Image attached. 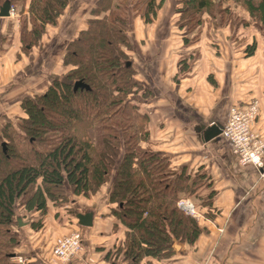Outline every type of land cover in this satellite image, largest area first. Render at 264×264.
<instances>
[{
	"label": "trees",
	"instance_id": "trees-1",
	"mask_svg": "<svg viewBox=\"0 0 264 264\" xmlns=\"http://www.w3.org/2000/svg\"><path fill=\"white\" fill-rule=\"evenodd\" d=\"M0 1L1 4L4 0ZM12 1L9 0L11 4ZM162 1L132 0L136 7L139 5L137 10L146 24L156 17ZM31 2L28 16L33 23L32 35L36 37L42 27L36 22L33 9L39 8L41 24L45 26L55 21L67 6V0ZM219 2L224 7L213 11V0H179L176 13L180 28L202 24L204 13L213 18L218 12L229 14L230 3H234L243 7L254 27L264 34V0ZM125 5L126 0L95 1L85 28L78 30L68 46L64 64L70 69L63 78L53 79L42 94L26 97L21 103L27 115L20 124L26 147L17 151L11 132L10 146L3 149L0 145V264L3 261L7 264L16 255L20 242L12 227H20L16 218L20 217L22 222L30 218L26 213L25 218L17 215L19 207L43 212L52 201L58 208L61 200L70 203L74 198L64 195L65 185L75 195H87L106 182L112 172L115 178L108 199L116 205L110 211L126 226L120 245L124 260L143 264V257L157 261L170 257L174 242L193 243L202 232L198 221L176 206L179 194L196 193L201 186L200 178L183 171L171 172L163 153L144 149L140 144L146 139V131L138 127L137 120L145 125L147 113L140 111L130 94L142 87L143 95L150 90L131 76L132 70L127 65L131 42ZM237 16L232 14L228 19ZM25 47L30 45L27 43ZM77 80L86 87L74 89L72 82ZM70 100L78 103L79 109L71 108ZM49 114H57L50 118L56 122H50ZM90 129L96 131V145L87 133ZM119 139L124 141V147L116 163L120 156ZM36 221L39 223L41 218Z\"/></svg>",
	"mask_w": 264,
	"mask_h": 264
},
{
	"label": "crops",
	"instance_id": "crops-1",
	"mask_svg": "<svg viewBox=\"0 0 264 264\" xmlns=\"http://www.w3.org/2000/svg\"><path fill=\"white\" fill-rule=\"evenodd\" d=\"M75 2L82 4L83 0ZM82 15L78 19L77 15L69 18L74 36L90 17L89 11ZM239 16L240 19L236 17L233 23L221 21L218 16L204 17V24L209 23L212 28L206 32L203 25L195 44L186 46L180 40V47L176 49L174 41V49L169 45V48L153 53L157 59L172 57V68L176 73L171 97L164 101L166 109L153 114L151 104H147L151 146L167 156L174 168L191 177L205 178L211 195L205 194L204 184L190 195L201 215L196 217L202 228L199 237L193 243L177 242L178 249H174V242L170 257L158 261L143 257V264L146 261L153 264H264V167L240 164L232 152L230 140L222 134L231 108L257 100L258 111L251 126L264 142V34L254 27L244 11ZM174 32L167 36L169 40L180 39ZM144 38L146 36L141 39ZM30 66L26 62L20 69L16 68L15 71L20 73L18 77L24 76ZM43 67H47L46 62L36 69L38 73ZM169 69L171 66L164 68L166 73ZM142 85L151 89L144 82ZM210 127L219 129L220 133L205 138ZM207 199L209 208L204 204ZM79 202L72 198L70 203L76 207L75 213L93 211L91 226L80 225L76 215H65L61 207L54 206L47 219L41 220L45 232L50 231L45 238L38 236L41 226L33 228L32 224L38 218L35 215L15 228L20 239L16 254L24 258L25 264H50V248L55 239L59 240L52 234L54 230H62L58 232L59 236L77 232L81 238L79 251L66 264H131L123 256L112 257L115 248L122 244V224L102 215L93 204L81 205ZM98 204L108 210L113 207L108 194L102 195ZM63 215L68 217L64 226ZM113 223L116 224L114 229ZM30 232L36 236L30 237Z\"/></svg>",
	"mask_w": 264,
	"mask_h": 264
},
{
	"label": "rangeland",
	"instance_id": "rangeland-1",
	"mask_svg": "<svg viewBox=\"0 0 264 264\" xmlns=\"http://www.w3.org/2000/svg\"><path fill=\"white\" fill-rule=\"evenodd\" d=\"M75 1L76 0H67V6L63 10L64 12H62L61 15L55 21L53 22L50 21L45 26L41 24L42 21L41 18L39 17L41 14L39 8H37V10L34 8L33 9V14L35 13L34 18H36V22L38 21L40 22V25L42 27L41 30L42 32L38 33L37 36L38 38L32 35L33 23L31 20H29V16H28V14L30 13L29 11V8L31 6L30 4L32 3L31 0H14V2L12 1V4L10 3L11 5L9 11L11 9L15 13L13 18L7 20L6 17H0V59H1L0 60V145L4 144V147L10 146L8 133L11 132L15 136L14 142H15L16 150L19 151L21 147H26V141H25L26 137L20 134L21 133L20 124H22V118H25L27 115L21 103L23 102L24 98L26 100V97L33 98L35 97V95L42 94L44 91L47 90L49 84L53 81V79L63 78L64 74H66L67 71L70 69L69 65L64 64V61L66 60V52L68 51V46L70 44V41L73 40L74 38V29L72 24H70L69 22V18L77 15L76 17L78 19L80 18L79 16L82 15L83 13L85 15V12L89 11V9L92 7V5L95 3L96 0H83V2H81L82 4ZM213 1L215 2V6L213 5L212 7L213 11L220 10V8L224 7L221 5L219 0H213ZM179 6H180L179 0H163L161 6L157 9L156 17L153 19L151 23L146 24L141 19L142 17L140 16V12H138L139 5H137L136 7L134 5V2H132V0H126V5H125L126 15L128 17L127 32H129L128 34L131 42V51L128 52V58H127L128 61L130 62L129 68L130 70H132L131 76L134 79L135 78L140 79L145 84H148L152 89V91H150L148 95L146 94L143 95L142 93L144 91L143 87L141 88L142 90L141 89L138 90L135 94H130L134 96V100L132 98V102L133 103L135 102L134 104L139 107L140 111L142 113H147V121L145 122V125L143 124V122L140 123L139 120H137V124L138 127H141L143 128V130L145 129L146 131L145 132L146 139L145 140L143 139L144 141H140V144L143 146L142 148L151 151H156V150L151 146L152 140L150 139L149 136L150 126H149L148 113L150 112H149V108L147 107V104L149 103L151 104L150 108L153 114L154 113L156 114L159 111H163L166 109L167 106H165L166 103H164V101L166 98L170 99L171 97L170 92L173 90L172 87L175 84L174 75L176 73V71H174V69L172 68L174 62V59L172 57L170 59H157L158 57L153 55V53L159 52V50L161 51L165 47L169 48V45L172 46V42L174 41L176 42H174L173 46L176 49L180 47V40H182V44L186 46L195 44L197 42L196 40L199 39L200 33L204 26L206 32L210 31L212 28L209 23L205 25L204 22H202V24H199L198 26L195 24L193 27H188L184 25V27H182L181 29L180 28L181 26H179V22H177L178 13H176V9ZM230 7H232L231 9L232 12H230L229 14H225L224 12L220 14L218 12L215 13L216 14L215 16H218V18L220 17L221 21H228L230 20L228 19L229 16H231L232 14L233 15L238 14L237 20L240 19L238 17H240L239 14L244 11L243 7H241V5L239 4H234V3H230ZM203 16L205 18H208V15L206 13H204ZM81 17L84 18L83 15ZM34 18L31 17V19ZM233 19L235 18L233 17L230 20L232 23H233ZM80 22H82V19L80 20ZM209 22L212 23V21ZM85 26L86 23L84 24L83 22L80 29H84ZM34 27H36L35 24ZM186 28L188 30H186ZM190 28L192 29L191 31H189ZM38 31H40V29H38ZM170 31L173 32L175 31L174 35L176 36L180 35V39L178 38L177 40L176 39L169 40L167 36L173 33V32L171 33ZM143 36H146L147 39L146 38L141 39ZM27 43L30 45L29 48L25 47ZM151 54L152 56H150ZM182 59L183 57H181L179 60L181 61V63H182ZM26 62L31 64L32 66H30L29 70L25 72L24 76L18 77L20 73L15 71L16 68L20 69V67ZM45 62L47 63V67H43L42 71L38 73L36 69H38V67ZM190 63H192V61ZM167 66H171V69H169L170 71L168 73H166L164 70V68H166ZM142 82L140 83L142 84ZM253 101H257V100H253ZM69 105L71 108H73L78 106V103L74 102L73 100H70ZM76 108L79 109L78 107ZM257 109H258V101H257ZM47 116L49 117V119L50 118L54 119L55 116L57 117V114L56 115L49 114ZM51 119H50L51 123L56 122V120H51ZM94 129H90L89 132L87 133L90 135V140L94 142L96 145L97 139L95 137L96 131ZM123 142L124 141L120 139L118 140V143H120L118 146L120 151V156L116 158V163L119 161L120 157L122 156L121 155L122 148L124 147ZM168 163H169L168 168L171 170V172H176V173L182 172L181 169L176 167L174 168L171 165L170 161ZM108 178L109 179H107L106 182L97 186L95 192H90L87 195H83V194L79 195V193L75 195L67 187L69 185H65L66 191L64 195L67 196L68 199L70 197L76 198L78 202L80 201L79 204L81 205L93 204L92 206L94 208L97 207L102 215L112 220L120 222V220L110 210L98 204L99 198H101L102 195L107 196L110 186L112 185L111 183H113V180L115 178V172H112V174ZM199 178L202 179L200 180L201 184H204V186L206 187L204 189L205 194L209 196L210 190L207 180L203 177H199ZM188 198L191 199L190 200L191 202L193 201L192 196H190V194L189 195L179 194V197L176 199L177 208L179 202H181L182 200H186ZM20 200L21 199H19L17 203ZM206 201L207 203L204 204L207 208H209L208 205H210V201L208 199ZM111 204L113 208L116 206L114 203ZM47 206L43 212H39V211L37 212V210H33V209L29 211L21 206L19 207L21 208V210L18 209L20 213L17 215L23 216V218H25L24 216L26 213L27 214L26 216L30 215L29 216L30 218L33 215H35L34 217L36 216L40 217L41 220H43L44 218L47 219L49 210L54 207V203L52 204V201L48 202ZM59 206L63 209L65 215L70 212L74 214V212L77 211L76 207H73L71 203H68L63 200L59 202ZM194 206L195 208H197L196 205ZM181 212L188 217L194 218V216L187 214L184 211ZM65 215H63L61 218L63 226L68 221V217ZM55 218L57 217L55 216ZM39 222L40 223L36 221L35 226H33V228L38 229L41 226V221ZM114 225L116 224L113 223L112 229L116 227ZM63 226L62 229L64 230L65 228ZM122 226L124 227V229H123V238L122 240H120L121 243L125 239V231H126V226L123 224ZM12 227L13 229L16 228V227L14 228V226ZM39 229L40 232H38L39 234L38 236L42 235L45 238L46 235L50 234L49 233L50 231L45 232L42 226ZM58 232L59 231L54 230L52 233L53 235H55V237L58 236L59 240L57 241L55 239V243H53V245L50 248L51 250L48 256V261L50 264H53L52 260L56 256V250H55L56 244L69 235L68 232L65 234H61L59 236V233H61L62 230L59 233ZM32 235H34V233L30 232V237ZM119 235H121V233ZM35 236L36 235H34V237ZM1 240L3 241L2 238ZM177 242L185 243V242L176 241V243ZM120 247L121 246H119L117 249L115 248L114 252L112 253L113 258L123 256ZM15 256H20V255L16 254L14 256H11L8 259L7 264H9L10 262L15 264L14 262L16 261ZM69 260L70 258H68L64 262L59 261V264H66L69 262ZM1 263L4 264L5 262L3 261ZM23 264H25V262H23Z\"/></svg>",
	"mask_w": 264,
	"mask_h": 264
},
{
	"label": "built area",
	"instance_id": "built-area-1",
	"mask_svg": "<svg viewBox=\"0 0 264 264\" xmlns=\"http://www.w3.org/2000/svg\"><path fill=\"white\" fill-rule=\"evenodd\" d=\"M13 10L9 11V18L14 16ZM257 101H251L241 107H233L229 110L225 126L222 129L224 138L230 140L232 152L242 165L251 164L256 168L264 167V142L260 135L252 130V122L257 113ZM178 208L187 214L200 217V213L194 204L189 200H182L178 203ZM200 215V216H199ZM222 229H220V232ZM56 256L53 264H59L71 258L81 247V238L77 232L70 233L67 237L59 241L56 246ZM15 264L24 262L21 256H15Z\"/></svg>",
	"mask_w": 264,
	"mask_h": 264
},
{
	"label": "water",
	"instance_id": "water-1",
	"mask_svg": "<svg viewBox=\"0 0 264 264\" xmlns=\"http://www.w3.org/2000/svg\"><path fill=\"white\" fill-rule=\"evenodd\" d=\"M9 8H10V2L9 0H4L3 3L0 6V17H8L9 16ZM127 65H130V62H127ZM73 87L74 89L76 88H85L86 85L82 82V81H75L73 83ZM220 133L219 129H215L214 127H210L208 129V131L206 132V136L205 138H209L211 136H214L216 134ZM4 144H2L1 146H3ZM4 149V146H3ZM76 218L78 219V223L82 226H91L92 225V218H93V211L89 210L83 213H76ZM18 226H22L24 224V222H22L20 217L16 218ZM174 249H178L179 245L178 243H175L173 245ZM14 256V255H12Z\"/></svg>",
	"mask_w": 264,
	"mask_h": 264
}]
</instances>
